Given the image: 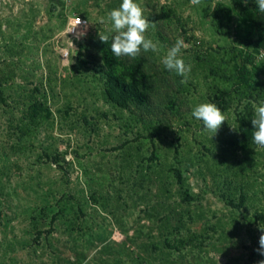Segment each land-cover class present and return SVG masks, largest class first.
Returning a JSON list of instances; mask_svg holds the SVG:
<instances>
[{
  "label": "rangeland",
  "instance_id": "1",
  "mask_svg": "<svg viewBox=\"0 0 264 264\" xmlns=\"http://www.w3.org/2000/svg\"><path fill=\"white\" fill-rule=\"evenodd\" d=\"M135 2L158 51L131 59L110 48L122 0H0V264L264 260L255 0ZM178 38L186 83L162 63ZM201 103L227 117L213 137Z\"/></svg>",
  "mask_w": 264,
  "mask_h": 264
},
{
  "label": "clouds",
  "instance_id": "2",
  "mask_svg": "<svg viewBox=\"0 0 264 264\" xmlns=\"http://www.w3.org/2000/svg\"><path fill=\"white\" fill-rule=\"evenodd\" d=\"M242 2L247 5L249 0H242ZM190 3L196 6L200 5L202 0H190ZM255 3L259 12L264 13V0H255ZM108 19L112 24L111 31L114 32L110 48L116 58L128 57L136 59L141 56L142 52L158 51L157 44L145 35L150 27L155 26V23L150 22L144 16L143 9L135 0H122L118 8L110 11ZM81 35H84V33H81ZM98 39L102 43L109 44V36L100 31ZM186 47L187 44L183 38H178L174 46L168 49L162 60L164 67L168 71L183 77L181 83L187 82L188 75L191 72V66L187 65L182 58V50ZM191 115L196 120L202 121L204 129L212 133V137L218 133L223 123L227 120L222 110L213 103H201L197 105ZM251 124L254 130V144L259 148H264V103L255 107ZM259 229L264 233V225H260ZM257 252L264 256V234L259 237ZM259 264H264V260L259 261Z\"/></svg>",
  "mask_w": 264,
  "mask_h": 264
},
{
  "label": "built area",
  "instance_id": "3",
  "mask_svg": "<svg viewBox=\"0 0 264 264\" xmlns=\"http://www.w3.org/2000/svg\"><path fill=\"white\" fill-rule=\"evenodd\" d=\"M87 27L88 22L83 16H75L68 25L67 31L72 37L80 38L83 36L81 33L85 34Z\"/></svg>",
  "mask_w": 264,
  "mask_h": 264
},
{
  "label": "trees",
  "instance_id": "4",
  "mask_svg": "<svg viewBox=\"0 0 264 264\" xmlns=\"http://www.w3.org/2000/svg\"><path fill=\"white\" fill-rule=\"evenodd\" d=\"M258 26L260 28H263V31H264V13L259 12ZM263 45H264V41H263Z\"/></svg>",
  "mask_w": 264,
  "mask_h": 264
}]
</instances>
